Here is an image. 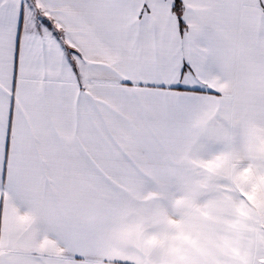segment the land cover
I'll list each match as a JSON object with an SVG mask.
<instances>
[{
	"label": "snow or ice",
	"instance_id": "obj_1",
	"mask_svg": "<svg viewBox=\"0 0 264 264\" xmlns=\"http://www.w3.org/2000/svg\"><path fill=\"white\" fill-rule=\"evenodd\" d=\"M0 264H264V0H0Z\"/></svg>",
	"mask_w": 264,
	"mask_h": 264
}]
</instances>
